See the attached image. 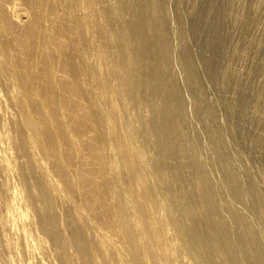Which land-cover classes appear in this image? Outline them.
Here are the masks:
<instances>
[{
    "label": "rangeland",
    "instance_id": "374dc122",
    "mask_svg": "<svg viewBox=\"0 0 264 264\" xmlns=\"http://www.w3.org/2000/svg\"><path fill=\"white\" fill-rule=\"evenodd\" d=\"M143 17L155 63L134 53ZM188 206L201 232L224 218L235 256ZM208 260L264 264V0H0V264Z\"/></svg>",
    "mask_w": 264,
    "mask_h": 264
},
{
    "label": "bare ground",
    "instance_id": "6f19581e",
    "mask_svg": "<svg viewBox=\"0 0 264 264\" xmlns=\"http://www.w3.org/2000/svg\"><path fill=\"white\" fill-rule=\"evenodd\" d=\"M149 25L150 24H148V22L146 21V18L145 17H143L141 20H139L138 22H137V24L133 27V29H132V35H134V42H135V44H136V50H135V55H137V56H141V57H149L154 63L157 61V60H155V57H153V55H152V53H151V48H152V46H153V43H152V41L150 40V38L148 37V32L149 31H151V30H149V28H151V27H149ZM138 57H136V61L138 60L137 59ZM133 62V61H132ZM132 62L130 63V65L132 64ZM137 71V69H132L131 71H130V77H132L133 76V74H135V72ZM158 73V72H157ZM155 76V75H154ZM154 80H157L156 78L154 79ZM153 83V85H154V87L152 88V90H151V92H149L150 93V95H147L148 97L149 96H151V98H153L157 93H159L160 91H161V89H160V87H159V89L156 87V86H160V82H159V79H158V82H156V81H153L152 82ZM156 83V84H155ZM137 84H139V82L137 83ZM174 95H176V91L172 88V90H165V92L163 93V104H162V106L160 107V108H158V109H154V113H155V115L156 116H158L159 118H162L163 120H164V123L160 126V128L158 127L157 129H158V131L161 133V134H165L166 132H167V135L168 134H170V133H173V132H175L176 131V129H175V125L173 126V118L175 117V116H177V114L178 113H180L179 111H180V106H179V104H177V103H175V101H174ZM147 97V98H148ZM149 101V100H148ZM153 101V99H150V104H152L151 102ZM184 103H182L181 102V105H183ZM182 109V108H181ZM112 112H115V109H112ZM176 114V115H175ZM181 115V114H180ZM175 119H176V117H175ZM178 119V118H177ZM175 124V123H174ZM26 126H27V128H29V129H31L32 131H35L37 134H39V133H41V131H42V129H43V127H41V126H39L38 124H36L33 120H31V119H27L26 120ZM173 130H175V131H173ZM173 131V132H172ZM170 132V133H169ZM177 132V131H176ZM175 135V134H174ZM171 137V136H170ZM130 140H132L131 139V136H129L128 137V141L126 142V144H125V150L127 151V152H129L130 151V145L132 144L131 142H129ZM168 145L170 146V144L168 143ZM168 148V147H167ZM170 148H171V146H170ZM195 153V152H194ZM195 165H196V163H195ZM154 167L156 168V169H158L159 170V168H160V165H159V163L157 162V161H155L154 162ZM198 167V166H197ZM198 171H201V170H199V168H198ZM197 171V172H198ZM200 173V172H199ZM198 174V173H197ZM201 174V173H200ZM199 174V175H200ZM202 174H203V172H202ZM230 174V173H229ZM232 174V173H231ZM199 175H197V176H199ZM227 176H230V175H227ZM198 178V177H197ZM136 180H138L139 182V186H140V189L141 190H143V193H144V195H145V197H146V199L150 202V201H153V202H155V192H154V190H153V186L151 187V184L149 185L148 183H147V181H146V178H145V176L144 175H142L141 173H139L138 174V176H137V178H135ZM201 179V178H200ZM207 179V178H206ZM202 180V179H201ZM201 180H199V181H201ZM198 181V180H197ZM204 182H205V180H204ZM203 181L201 182V184H200V186L202 185V186H204L205 184H207V185H210V184H208V182H206L205 184H202V183H204ZM40 186V188H42L43 186L40 184L39 185ZM204 187H206V185L204 186ZM235 188H236V186H234ZM203 188V187H202ZM233 188V187H232ZM205 189V188H204ZM208 189V188H207ZM205 190V191H203V193H206V191H208V190ZM210 190H211V188H209ZM203 190V189H202ZM235 190V189H234ZM208 192H210V191H208ZM207 192V193H208ZM211 192H212V190H211ZM214 193V192H213ZM233 193V192H232ZM44 194L45 195H48L47 194V192L46 191H44ZM210 194V193H209ZM202 195H204L205 196V194H202ZM207 195V194H206ZM215 195L217 196V194H216V192H215ZM235 195H237V193L235 194ZM208 196V195H207ZM215 197V196H214ZM49 198H50V195H48V197L46 196L45 197V200L48 202V203H51V201L49 200ZM204 198V197H203ZM207 198V197H206ZM210 198H211V203H207V207H208V205L209 206H214L215 207V205L214 204H217L216 203V201L214 200L215 198H213V196L211 197L210 196ZM217 198V197H216ZM206 200V199H205ZM209 200V199H208ZM201 201H204V200H201ZM207 201V200H206ZM205 201V202H206ZM211 204V205H210ZM206 207V208H207ZM213 207V208H214ZM215 208H218V207H215ZM214 208V209H215ZM207 209H209V208H207ZM212 210V209H211ZM217 210V209H216ZM207 211H209L210 213H211V211L210 210H206V213L208 214L209 212H207ZM220 212V211H219ZM219 212H216V211H214V215L217 213V214H219ZM205 213V212H204ZM209 213V214H210ZM212 214V215H213ZM234 214V213H233ZM205 215V214H204ZM187 216L189 217V218H191V220H194L193 222H194V229H193V233H194V236L200 241V242H203V243H205V242H209L210 244H211V242H213V244H215V246H216V250H219V251H226V252H229L232 256H235V253H234V251H232V250H229L228 249V246H229V237L227 236V232H224V234L222 233H219L218 231H220L221 230V226H223L224 225V223H222L223 222V220H224V218H223V220H222V222L220 223L219 221V224H221V225H219L220 226V229L218 230L217 229V227L215 228L214 227V223H213V220L211 219V218H209V219H211L212 220V222L211 221H209L208 222V224L206 225V228H207V230H206V232H201V230L197 227L198 226V224H196L197 222H195V219H194V217H195V211L190 207V206H188V209H187ZM198 216V215H197ZM200 216V215H199ZM202 216H203V214H202ZM208 216V215H207ZM206 216V217H207ZM204 217V216H203ZM199 218V217H198ZM197 218V219H198ZM201 218V217H200ZM200 218L198 219V220H200ZM212 218H213V216H212ZM204 219V218H203ZM206 219V218H205ZM204 219V220H205ZM214 219V218H213ZM197 220V221H198ZM201 220H202V218H201ZM221 220V219H220ZM226 221V220H225ZM224 221V222H225ZM205 221H203V223H204ZM202 223V222H201ZM41 225L45 228V229H47V230H53L54 231V227L53 226H51V225H49V222L43 217L42 219H41ZM204 224H202V226H203ZM199 226H200V224H199ZM216 226V225H215ZM205 227V226H204ZM219 228V227H218ZM217 230V232H215L216 230ZM226 228L224 227L223 228V230H225ZM54 234V238H55V240L60 244V246H61V248H62V251H66V249H67V247H68V242H67V240L66 239H64V238H62V237H60L59 235H57L56 234V232H54L53 233ZM256 239V238H255ZM252 240H254V239H252ZM254 242V241H253ZM208 243V244H209ZM252 243V242H251ZM206 244V243H205ZM214 246V245H213ZM214 246V247H215ZM207 258H210V257H207ZM213 260V259H212ZM214 262V261H213ZM213 262H211V260H208V263L209 264H215V263H213ZM235 264V263H234Z\"/></svg>",
    "mask_w": 264,
    "mask_h": 264
}]
</instances>
